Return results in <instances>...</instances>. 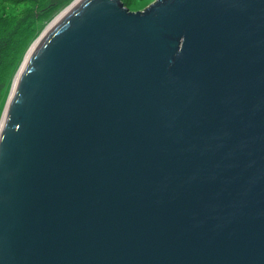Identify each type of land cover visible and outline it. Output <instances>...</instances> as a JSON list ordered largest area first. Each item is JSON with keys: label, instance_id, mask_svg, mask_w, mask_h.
I'll return each instance as SVG.
<instances>
[{"label": "water", "instance_id": "1", "mask_svg": "<svg viewBox=\"0 0 264 264\" xmlns=\"http://www.w3.org/2000/svg\"><path fill=\"white\" fill-rule=\"evenodd\" d=\"M145 9L79 0L31 50L0 264H264V0Z\"/></svg>", "mask_w": 264, "mask_h": 264}, {"label": "rangeland", "instance_id": "2", "mask_svg": "<svg viewBox=\"0 0 264 264\" xmlns=\"http://www.w3.org/2000/svg\"><path fill=\"white\" fill-rule=\"evenodd\" d=\"M76 0H30V1H21V0H0V19L4 20L6 15L10 13H17L26 11L29 13L28 22H37L39 25L36 26L34 30L35 36L33 39H30L29 46L22 52L19 56L14 67L9 69L8 67H2L0 62V128L3 124L5 118V112L7 111L8 103L13 93V87L18 77L19 69L23 62L29 56L31 52L32 45L38 40L40 35L46 29V27L51 23L55 18H57L62 12L64 13L71 4ZM125 5L129 7L130 10H140L148 6L155 0H122ZM10 17V16H8ZM14 19L17 18V15L12 16ZM21 17L15 22V27L19 25ZM2 21H0V27ZM31 30V29H30ZM17 32H21L23 35L25 32L24 26L16 28ZM32 31V30H31ZM33 32V31H32ZM17 76V77H16Z\"/></svg>", "mask_w": 264, "mask_h": 264}, {"label": "trees", "instance_id": "3", "mask_svg": "<svg viewBox=\"0 0 264 264\" xmlns=\"http://www.w3.org/2000/svg\"><path fill=\"white\" fill-rule=\"evenodd\" d=\"M13 15H17V18L14 19L12 17ZM19 17H21L19 25L15 27L16 24L13 21L17 20ZM28 20L29 13L26 11H22L20 13L17 12L15 14L10 13L6 15L4 20L0 19V21H2V25L0 27V62L2 67H8L9 69L14 67L19 59V56L29 46V40L34 38L36 32H34V30L39 24L37 22H28ZM23 26L26 32L23 35L21 32L15 31L16 28L20 27L21 29Z\"/></svg>", "mask_w": 264, "mask_h": 264}, {"label": "bare ground", "instance_id": "4", "mask_svg": "<svg viewBox=\"0 0 264 264\" xmlns=\"http://www.w3.org/2000/svg\"><path fill=\"white\" fill-rule=\"evenodd\" d=\"M77 1H79V0H76L73 4H71L70 6H73ZM157 0H155L154 2H156ZM154 2H152V3H154ZM124 3V2H123ZM151 3V4H152ZM151 4H149V5H151ZM124 5H125V3H124ZM148 5V6H149ZM70 6L67 8V9H69L70 8ZM126 7H128L127 5H125ZM148 6H146V7H148ZM146 7H144L143 9H140V11H145L146 9ZM67 9H65L64 11H66ZM128 9H129V7H128ZM145 9V10H144ZM137 12L138 10H130L129 9V12ZM63 13V12H62ZM62 13L57 17V18H55L51 23H49V25L46 27V29L43 31V33L40 35V37L38 38V40L32 45V48H31V50L36 46V44L37 43H39L40 41V39L42 38V36H44V34L48 31V29L50 28V27H52L56 22H57V20L60 18V16L62 15ZM39 41V42H38ZM29 54H30V52H29ZM28 54V55H29ZM29 57V56H28ZM28 57H27V59H28ZM27 59L23 62V64L21 65V67H20V69H19V73L23 70V68H24V66H25V64H26V61H27ZM18 73V74H19ZM17 77V76H16ZM15 85H16V83H15ZM15 90V87H13V91ZM6 113V112H5ZM4 116H6V114L4 115Z\"/></svg>", "mask_w": 264, "mask_h": 264}]
</instances>
